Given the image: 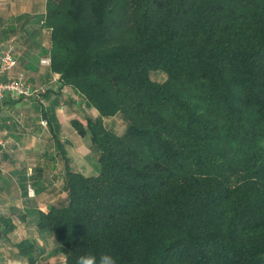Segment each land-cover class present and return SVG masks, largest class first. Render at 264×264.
Listing matches in <instances>:
<instances>
[{"label":"trees","instance_id":"trees-1","mask_svg":"<svg viewBox=\"0 0 264 264\" xmlns=\"http://www.w3.org/2000/svg\"><path fill=\"white\" fill-rule=\"evenodd\" d=\"M43 22L51 72L97 112L71 121L96 174L66 169L36 212L64 264H264V0H47Z\"/></svg>","mask_w":264,"mask_h":264},{"label":"crops","instance_id":"crops-1","mask_svg":"<svg viewBox=\"0 0 264 264\" xmlns=\"http://www.w3.org/2000/svg\"><path fill=\"white\" fill-rule=\"evenodd\" d=\"M47 0H0V47L15 48V68L0 82L23 75L30 96L5 94L0 101V264L27 261L15 245L34 244L32 264H64L65 254L48 232L36 226V212L47 213L66 198V169L88 176L96 174L88 135L80 136L72 120L85 124L97 112L85 106L59 76L40 64L48 57L49 31L44 25ZM53 111L59 130L57 142L42 112ZM46 121V120H45ZM31 187L33 195L27 188ZM3 220L12 229L3 234Z\"/></svg>","mask_w":264,"mask_h":264},{"label":"built area","instance_id":"built-area-1","mask_svg":"<svg viewBox=\"0 0 264 264\" xmlns=\"http://www.w3.org/2000/svg\"><path fill=\"white\" fill-rule=\"evenodd\" d=\"M15 48L9 43L3 47H0V77L3 74L11 72L16 66ZM40 64L46 67H50V58L46 57L40 60ZM5 94L10 96H30L32 93L28 86L24 82L23 75H18L15 79H9L6 82H0V101ZM43 126L47 125L45 120L41 121ZM28 194L33 195L31 187L27 188Z\"/></svg>","mask_w":264,"mask_h":264},{"label":"clouds","instance_id":"clouds-1","mask_svg":"<svg viewBox=\"0 0 264 264\" xmlns=\"http://www.w3.org/2000/svg\"><path fill=\"white\" fill-rule=\"evenodd\" d=\"M13 264H27V261H14ZM75 264H117V259L108 252L83 253L76 258Z\"/></svg>","mask_w":264,"mask_h":264},{"label":"rangeland","instance_id":"rangeland-1","mask_svg":"<svg viewBox=\"0 0 264 264\" xmlns=\"http://www.w3.org/2000/svg\"><path fill=\"white\" fill-rule=\"evenodd\" d=\"M152 78L154 80H156V81H159L161 79V76L160 75H156V76L154 75V76H152ZM110 125L112 126V128L114 129V131L116 133H118V134H121L122 131L124 130V124L122 122H120V120H118V119L112 121V123L110 121H108L107 122V126H110ZM90 154H91V152H90ZM86 174L89 175V172L86 173Z\"/></svg>","mask_w":264,"mask_h":264}]
</instances>
